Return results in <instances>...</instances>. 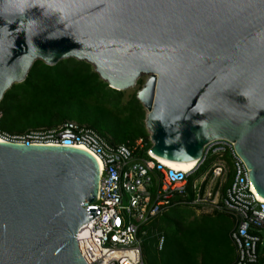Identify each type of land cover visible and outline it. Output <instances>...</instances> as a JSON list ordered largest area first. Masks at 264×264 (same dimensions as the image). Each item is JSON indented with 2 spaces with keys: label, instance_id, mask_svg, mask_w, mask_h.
I'll use <instances>...</instances> for the list:
<instances>
[{
  "label": "water",
  "instance_id": "1",
  "mask_svg": "<svg viewBox=\"0 0 264 264\" xmlns=\"http://www.w3.org/2000/svg\"><path fill=\"white\" fill-rule=\"evenodd\" d=\"M36 57L116 91L144 75L150 154L190 162L227 140L264 199V0H0V100ZM97 188L85 151L0 137V264H98L77 248Z\"/></svg>",
  "mask_w": 264,
  "mask_h": 264
},
{
  "label": "built area",
  "instance_id": "2",
  "mask_svg": "<svg viewBox=\"0 0 264 264\" xmlns=\"http://www.w3.org/2000/svg\"><path fill=\"white\" fill-rule=\"evenodd\" d=\"M0 137L24 145L82 147L97 160V203H83L81 207L97 209L98 214L77 230V248H82L98 264H143L144 227L170 207L187 203L200 208L208 203L211 212L231 217L229 240L234 252L233 264H264V201L252 190L247 169L227 140L208 142L190 168L179 170L153 157L150 146L142 138L110 144L93 130L73 121L49 130H27ZM206 162V170L193 180V199L186 202L187 178ZM152 233L157 237L159 250L163 237L156 230Z\"/></svg>",
  "mask_w": 264,
  "mask_h": 264
},
{
  "label": "trees",
  "instance_id": "3",
  "mask_svg": "<svg viewBox=\"0 0 264 264\" xmlns=\"http://www.w3.org/2000/svg\"><path fill=\"white\" fill-rule=\"evenodd\" d=\"M138 83L141 85V81ZM8 93L14 101L11 106L2 108ZM121 97L122 91L108 88L83 61L69 58L53 66L34 61L25 79L11 85L2 95L0 136L49 130L65 121H73L93 130L110 144L142 138L146 146H150L143 124L144 110L135 99V92L124 103ZM206 166L207 162L187 178L186 202L193 199V180ZM231 177L230 169L229 179ZM197 209V205L189 203L170 207L144 227L142 263L233 264L234 252L229 240L233 220L217 211L196 214ZM153 230L163 237L159 250Z\"/></svg>",
  "mask_w": 264,
  "mask_h": 264
},
{
  "label": "rangeland",
  "instance_id": "4",
  "mask_svg": "<svg viewBox=\"0 0 264 264\" xmlns=\"http://www.w3.org/2000/svg\"><path fill=\"white\" fill-rule=\"evenodd\" d=\"M36 61H39V60H36ZM144 79H145V76L144 75L143 76H140L136 80V83H135V85L133 87L128 88V89L122 91L121 101L123 103L128 99L129 95H131L132 93L136 92V90H138L140 88V86L143 84ZM138 81H141V85L138 83ZM13 101L14 100L12 99V96L10 95V93H8L5 96V99L3 100L2 104H1L2 105V108H7V107L11 106L12 103H13ZM144 114H145V110H144ZM7 119L8 118H6V121H7ZM143 120H144V118H143ZM146 133H147V135H149L147 131H146ZM225 157H228L227 154L225 155ZM207 204H205L202 208H200L198 206V209L196 210V214L210 213L211 212V209L208 207Z\"/></svg>",
  "mask_w": 264,
  "mask_h": 264
},
{
  "label": "bare ground",
  "instance_id": "5",
  "mask_svg": "<svg viewBox=\"0 0 264 264\" xmlns=\"http://www.w3.org/2000/svg\"><path fill=\"white\" fill-rule=\"evenodd\" d=\"M39 59V57H36L33 62L35 60ZM136 80V79H135ZM133 87V86H132ZM78 149H81L83 150L82 147H79ZM153 156V155H152ZM154 157V156H153ZM156 158V157H155ZM94 159V158H93ZM157 159V158H156ZM95 162H96V165H97V160L94 159ZM159 160L163 165L165 166H168V167H171V168H174V169H179V170H187L188 168H190L195 162L196 160H193V161H190V162H183V163H178V162H170V161H165V160H160V159H157ZM253 190V189H252ZM258 196V195H257ZM259 199L263 200L260 196H258Z\"/></svg>",
  "mask_w": 264,
  "mask_h": 264
}]
</instances>
